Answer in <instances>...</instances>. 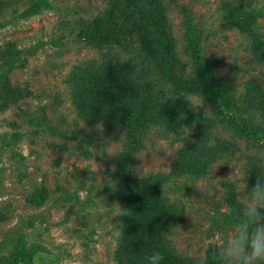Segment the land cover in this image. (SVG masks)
<instances>
[{
  "label": "rangeland",
  "instance_id": "obj_1",
  "mask_svg": "<svg viewBox=\"0 0 264 264\" xmlns=\"http://www.w3.org/2000/svg\"><path fill=\"white\" fill-rule=\"evenodd\" d=\"M160 2L185 77L195 69L196 47L202 63L205 57L216 61L236 94L250 92L252 81L264 89L258 47L226 21L231 9H242L264 44V0ZM108 5V0H0V264H119L115 251L128 206L117 170L127 155V130L87 122L73 103L69 82L82 63L100 64L108 55L121 63L134 57L92 48L75 36L79 22L92 21ZM18 89L26 97L18 100ZM172 90L199 121L139 133L142 143L131 147L126 161L137 179L163 175L162 196L176 212L166 242L182 257L204 261L231 235L243 180L251 187L257 175L264 178V141L252 144L224 125L202 96ZM216 139L230 140L236 150L214 151ZM186 150L199 160L190 161L189 173L173 177ZM15 258L20 259L13 263Z\"/></svg>",
  "mask_w": 264,
  "mask_h": 264
},
{
  "label": "trees",
  "instance_id": "obj_2",
  "mask_svg": "<svg viewBox=\"0 0 264 264\" xmlns=\"http://www.w3.org/2000/svg\"><path fill=\"white\" fill-rule=\"evenodd\" d=\"M108 2L105 13L77 24L75 36L92 48L135 53L134 57L121 63L116 56L108 55L100 64L94 60L82 63L74 68L69 82L74 90L73 103L87 122L117 124L127 130L130 143L117 174L123 180L119 183L128 215L115 251L116 260L119 264H144L146 255L159 251L165 257L162 264H202V261L177 254L166 242L165 235L176 212L162 196L163 175L137 179L126 161L128 151L141 145L143 138L138 134L152 126L183 129L199 121L195 109L171 93L172 87L175 93L184 91L202 96L211 109L223 117L224 125L233 126L252 144L263 142L264 89L252 81L250 92L236 94L225 75L216 69V61L205 57L206 62L202 63L201 52L196 47L195 53L194 48H189L194 53L195 69L192 76L185 77L184 67L175 56L169 23L160 0ZM190 14L184 12L188 24L192 23ZM226 21L254 40L258 47V63L264 66V44L259 42L261 36L253 28L256 22H251L250 14L243 13L242 9H231ZM191 28L192 33L197 32L196 27L192 25ZM15 97L19 100L26 96L18 89ZM223 108L227 109L226 114ZM49 129L59 134L50 125ZM227 147L236 150L230 140L219 139L212 149L225 154ZM192 159L199 160L187 150L182 151L173 177L189 173ZM19 259H13V263ZM214 259L215 252L208 255L207 264H214Z\"/></svg>",
  "mask_w": 264,
  "mask_h": 264
},
{
  "label": "clouds",
  "instance_id": "obj_3",
  "mask_svg": "<svg viewBox=\"0 0 264 264\" xmlns=\"http://www.w3.org/2000/svg\"><path fill=\"white\" fill-rule=\"evenodd\" d=\"M238 199V220L226 242L216 249L214 264H264V178L257 175L251 187L243 180V194ZM164 259L159 251L143 258L144 264H162ZM202 264H207V258Z\"/></svg>",
  "mask_w": 264,
  "mask_h": 264
}]
</instances>
